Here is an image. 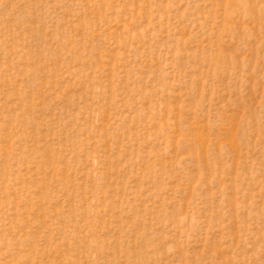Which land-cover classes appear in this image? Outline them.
Listing matches in <instances>:
<instances>
[{"label":"rangeland","instance_id":"1","mask_svg":"<svg viewBox=\"0 0 264 264\" xmlns=\"http://www.w3.org/2000/svg\"><path fill=\"white\" fill-rule=\"evenodd\" d=\"M0 264H264V0H0Z\"/></svg>","mask_w":264,"mask_h":264}]
</instances>
